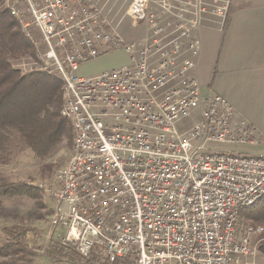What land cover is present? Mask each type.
I'll return each instance as SVG.
<instances>
[{"label": "built area", "instance_id": "2783aa9c", "mask_svg": "<svg viewBox=\"0 0 264 264\" xmlns=\"http://www.w3.org/2000/svg\"><path fill=\"white\" fill-rule=\"evenodd\" d=\"M231 2L126 0L112 22L106 1H2L35 42L32 70L65 81L78 139L75 155L39 183L52 205L36 251L69 264H256L264 226L238 232V203L264 187V151L213 144H256L260 132L221 94L203 95L198 75L201 32H221ZM120 47L130 65L75 74Z\"/></svg>", "mask_w": 264, "mask_h": 264}, {"label": "trees", "instance_id": "16d2710c", "mask_svg": "<svg viewBox=\"0 0 264 264\" xmlns=\"http://www.w3.org/2000/svg\"><path fill=\"white\" fill-rule=\"evenodd\" d=\"M16 16L0 7V164L15 162L29 155L42 158L65 137L68 144L71 143V123L60 115L65 81L46 72L33 71L22 75L11 62L13 55L31 53L33 56L35 48L27 37L29 35L22 32V24L20 27ZM54 166L42 165L41 175H46ZM37 193L28 183L0 172V206L4 201L22 203ZM246 209L241 210L243 214L252 217L258 211L264 213V203L260 208ZM24 230L18 224L0 227L3 235L0 264L31 263L34 252L24 243ZM260 250L264 253V243Z\"/></svg>", "mask_w": 264, "mask_h": 264}, {"label": "rangeland", "instance_id": "374dc122", "mask_svg": "<svg viewBox=\"0 0 264 264\" xmlns=\"http://www.w3.org/2000/svg\"><path fill=\"white\" fill-rule=\"evenodd\" d=\"M3 1V0H2ZM98 5L105 3L104 12L107 17L115 22L118 20L123 4L126 0H94ZM0 7L4 8L2 3ZM17 15V14H16ZM17 21L21 27L22 21L21 16H16ZM19 17V18H18ZM22 32L25 34L26 29L21 27ZM26 36V35H25ZM31 39V36H27ZM33 42V40L31 39ZM31 43V42H30ZM32 45V44H31ZM35 46V42H33ZM32 45V47H33ZM34 50V55L30 56L31 53H24L21 55H13L11 57V62L13 66L21 71L22 75H26L28 73L33 72L38 63L34 64V60H37V51ZM36 52V53H35ZM15 57L16 59H13ZM130 53L124 48H114L107 52L100 54L99 56L90 59L82 64H80L79 68L76 70L75 74L78 76H95L100 74L105 70H110L113 68H119L124 65H130ZM40 72V71H39ZM65 93V89H64ZM64 97V96H63ZM65 100V98H64ZM63 101V100H62ZM64 102H62L63 104ZM61 104V106H62ZM61 108V107H60ZM199 113V109L193 113V116L179 124L181 130H186L189 128L193 122L195 121L197 115ZM70 122V121H69ZM71 123L72 131L71 136L73 134V123ZM258 131L261 130L256 126ZM257 139V138H256ZM72 140V137H71ZM71 143L68 144L67 138L65 137L61 142L57 144V146L46 156L42 158H37L32 155L25 156L18 161H13L5 164H0V172L13 178L15 180H22L29 184V186L33 187L34 190H37V194H34L33 197L26 198L22 201V203H12L10 201H4L2 206H0V227L18 224L25 228L24 232V243L27 244L28 247L32 249L34 255L31 257V263L29 264H69L67 261L63 260L60 257L54 256L52 254L43 253L35 250V242L37 238L40 236L39 234H45L49 223H50V214H51V205L52 199L48 194V187H41L39 183H50L52 177H54V170L58 167H63L69 157ZM257 143L259 141L257 140ZM256 143V144H257ZM256 144H233L227 145L223 142H214V146L218 148L229 147L230 149H234L243 153L257 154L259 153ZM44 164H55L53 169H51L46 175H41V167ZM264 203V197L261 201L253 204L250 207H244L246 210H250L254 207L260 208V204ZM243 209V208H242ZM240 209V211L242 210ZM239 211V221H238V232L241 234L245 233V227L249 224H260L264 226V213L257 212L254 213L252 217H246V215ZM252 212V211H249ZM240 233H238L240 235ZM29 235V236H28ZM37 235H39L37 237ZM37 237V238H36ZM257 235L251 236L252 243H254L257 239ZM3 235L0 233V241L2 240ZM34 244L32 245V242ZM264 243V242H263ZM259 243L257 246L258 252L255 254L256 264H264V253L260 250V246L263 244ZM1 260V257H0ZM16 264H25L18 262Z\"/></svg>", "mask_w": 264, "mask_h": 264}, {"label": "crops", "instance_id": "0c3cea01", "mask_svg": "<svg viewBox=\"0 0 264 264\" xmlns=\"http://www.w3.org/2000/svg\"><path fill=\"white\" fill-rule=\"evenodd\" d=\"M201 37L202 94H221L238 117L257 126V149L264 151V0H232L223 30L206 28Z\"/></svg>", "mask_w": 264, "mask_h": 264}, {"label": "bare ground", "instance_id": "6f19581e", "mask_svg": "<svg viewBox=\"0 0 264 264\" xmlns=\"http://www.w3.org/2000/svg\"><path fill=\"white\" fill-rule=\"evenodd\" d=\"M60 115L65 118L64 103L62 104V106L60 108ZM66 119L73 123V134L71 136L72 137V140H71L72 144H71L70 154H69V157H68V158H72L73 155H75V150L78 147V139H76L75 122H73V120H71L69 118H66ZM65 165H66V163H65ZM263 197H264V187H261V188H259V190H257L255 192V194H253V196L251 198H247L246 200L239 201V203H238V213H239L240 209H242L244 207L252 206L253 204H255L257 201H259Z\"/></svg>", "mask_w": 264, "mask_h": 264}]
</instances>
